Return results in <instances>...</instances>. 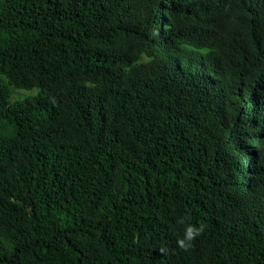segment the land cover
Wrapping results in <instances>:
<instances>
[{
    "label": "trees",
    "instance_id": "1",
    "mask_svg": "<svg viewBox=\"0 0 264 264\" xmlns=\"http://www.w3.org/2000/svg\"><path fill=\"white\" fill-rule=\"evenodd\" d=\"M0 264H264V0H0Z\"/></svg>",
    "mask_w": 264,
    "mask_h": 264
},
{
    "label": "rangeland",
    "instance_id": "2",
    "mask_svg": "<svg viewBox=\"0 0 264 264\" xmlns=\"http://www.w3.org/2000/svg\"><path fill=\"white\" fill-rule=\"evenodd\" d=\"M6 39H7V42L9 44H15L17 42V38L12 34V33H9L6 35ZM28 92H18V91H14V96H23V95H26ZM30 94H33V93H30Z\"/></svg>",
    "mask_w": 264,
    "mask_h": 264
}]
</instances>
